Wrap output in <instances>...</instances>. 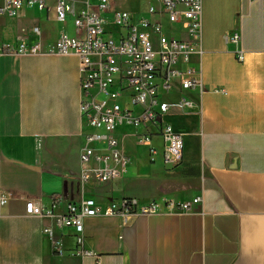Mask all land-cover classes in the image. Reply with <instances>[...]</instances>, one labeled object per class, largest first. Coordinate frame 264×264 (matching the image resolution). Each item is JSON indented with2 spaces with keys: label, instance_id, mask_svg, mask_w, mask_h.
Here are the masks:
<instances>
[{
  "label": "crops",
  "instance_id": "obj_1",
  "mask_svg": "<svg viewBox=\"0 0 264 264\" xmlns=\"http://www.w3.org/2000/svg\"><path fill=\"white\" fill-rule=\"evenodd\" d=\"M110 1L131 13L145 11L148 2L137 8L142 0ZM46 7L0 15V42L13 44L20 36L33 41L38 30L47 50L59 34L74 36L69 19L56 20L54 0ZM201 22L200 52L191 64L204 88L185 96L202 113L173 110L165 117L183 136L180 165L165 166L159 155L151 163L134 131L122 130L121 152L131 161L121 179L102 186L81 187L78 181L88 132L79 114L78 58H0V264H97L94 257L73 256L72 230L25 214L29 198L45 209L56 202L53 212L60 214L85 196L100 205L123 198L146 205L201 197L188 212L85 219L84 247L99 264H264V0H203ZM233 33L240 35L238 44L225 41ZM128 138L132 145L122 149ZM152 145L161 148L158 138ZM45 228L55 237L44 235Z\"/></svg>",
  "mask_w": 264,
  "mask_h": 264
},
{
  "label": "built area",
  "instance_id": "obj_2",
  "mask_svg": "<svg viewBox=\"0 0 264 264\" xmlns=\"http://www.w3.org/2000/svg\"><path fill=\"white\" fill-rule=\"evenodd\" d=\"M47 0H0V15L15 16L24 7L46 9ZM203 0H148L145 11L131 13L116 9L110 0H54L56 20L72 22L74 36L59 34L44 50L38 30L30 37H17L15 43L0 42V58L28 55H74L79 60V114L88 129L79 154L81 187L90 184L115 183L124 175L131 159L121 152L117 134L134 131L136 144L148 147V158L155 163L157 155L165 166L180 165L183 136L175 133L165 121L171 111L181 114L202 108L185 93L203 91L200 70L191 64L193 53L200 52ZM231 44L240 42L233 33L225 38ZM238 62L243 53H235ZM180 96L176 102L164 100L167 95ZM158 138L159 149L152 145ZM84 194V193H83ZM55 201V200H54ZM3 203V202H1ZM201 203L195 197L190 203L141 205L136 199L123 198L105 205L94 198L83 197L68 203L55 214L43 208L36 199L25 202V214L32 218H49L55 228L75 234L73 256L94 257L84 247L83 221L96 216H151L181 213ZM44 235L55 237L52 228ZM55 245L59 244L56 240Z\"/></svg>",
  "mask_w": 264,
  "mask_h": 264
},
{
  "label": "rangeland",
  "instance_id": "obj_3",
  "mask_svg": "<svg viewBox=\"0 0 264 264\" xmlns=\"http://www.w3.org/2000/svg\"><path fill=\"white\" fill-rule=\"evenodd\" d=\"M144 1L142 0V2L139 4V6L137 8H141L142 7V4L144 5ZM136 8V9H137ZM134 9V10H136ZM132 145V139L131 138H128L126 139L124 142H123V145H122V149H126V148H130V146ZM147 188V187H146Z\"/></svg>",
  "mask_w": 264,
  "mask_h": 264
}]
</instances>
